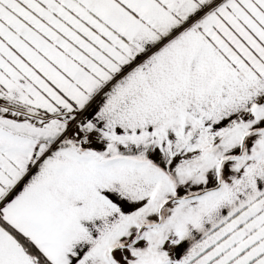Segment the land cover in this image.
Wrapping results in <instances>:
<instances>
[{
	"label": "snow or ice",
	"instance_id": "snow-or-ice-1",
	"mask_svg": "<svg viewBox=\"0 0 264 264\" xmlns=\"http://www.w3.org/2000/svg\"><path fill=\"white\" fill-rule=\"evenodd\" d=\"M0 264H264V0H0Z\"/></svg>",
	"mask_w": 264,
	"mask_h": 264
}]
</instances>
